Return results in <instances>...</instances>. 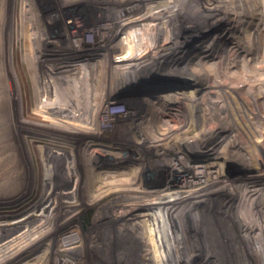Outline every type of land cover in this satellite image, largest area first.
Segmentation results:
<instances>
[{"label": "bare ground", "instance_id": "1", "mask_svg": "<svg viewBox=\"0 0 264 264\" xmlns=\"http://www.w3.org/2000/svg\"><path fill=\"white\" fill-rule=\"evenodd\" d=\"M58 1L60 4L55 11L36 23L13 21V31L34 33L32 39L15 38L12 34L14 49L20 56H25V62L29 61L27 67L34 95L47 94L50 90L54 96L57 90L66 91L69 87H78L82 95L86 92L84 100L88 102L84 101V106H81L83 102L76 104L80 109L78 125L69 126L56 120L51 106L45 107L49 110L41 113V119L33 118L38 115L34 101L31 108L25 103L9 118L7 113V116L0 113V139L20 141L21 148L26 149L25 158L34 166L35 172L43 165L46 167L44 188L51 197L42 204L48 212L61 213L64 203L65 207L74 206L75 210L80 207L82 211L94 206L89 231L77 228V236L64 235L59 240L58 226L70 224L71 218L58 222L54 230L39 238L40 243L57 244L58 237V246L56 249L53 245L50 247L46 264L53 255L59 256L58 264H91L93 258L102 254L98 244L104 241L108 231L109 264H264V188L228 183L221 176V165H203L193 155L202 148L198 139L204 143L218 139L219 132L230 135L231 131L233 137L224 155H240L251 165L260 164V156L254 161L253 151L246 150L249 149L247 143L240 140L241 137L237 138L243 131V124L236 122L233 113L238 106L224 103L223 98L233 94L232 88L230 91L223 89L221 83L215 86L200 83L190 97H185L187 102L180 111L157 105L160 97L150 93L143 96L144 87L133 94L136 106L129 107L121 97L143 83L154 84L165 69L181 71L202 47L214 45L216 38L198 44L190 42L202 35L206 26L223 25L222 13H227L231 25L239 31L249 30L250 33V41L236 43L230 49L228 60L221 57L222 63L230 66L238 56L253 55L255 39L264 30V10L251 5L250 15L245 16L236 7H228L226 12L214 5L208 7L210 0H98L100 3L89 9V19L94 22L90 25L70 17L71 12L85 7L89 0ZM160 5L163 10L151 12ZM189 20L191 27L185 25ZM88 32L97 41L96 50L84 59L79 53H82L81 40ZM49 46H58L61 52L50 54L44 48ZM193 49L196 52L192 53ZM53 57L68 65L79 64L88 76L84 80L77 71L64 73L61 64H50ZM38 70L44 75L41 74L37 81ZM68 79L72 82H67ZM198 88L204 91L199 98L195 94L200 91ZM181 97H176L177 102ZM197 99L208 106L209 112L206 111L204 117H198L201 107L198 108ZM122 105L124 109L118 110ZM28 108L30 112H27ZM110 109L116 110L113 115L108 114ZM211 120L220 122L213 123L220 125L217 131L216 127L211 131V126L210 129L206 127L197 140L190 136L199 122L203 126ZM160 125H164V131ZM115 139L114 145H102V141L113 143ZM73 141L78 142L75 150L71 149L73 144L70 142ZM64 144L69 147L61 148ZM65 155L73 156L72 165L75 162L77 167L64 176L61 167L65 159L61 162L58 158ZM102 155L109 157L108 166L97 159ZM21 161L25 169L23 156ZM16 162L15 157L2 156L0 171H11L8 166L16 167ZM16 179L5 175L0 185L3 189L10 188ZM223 197L230 200L226 202ZM2 204L15 207L7 201ZM59 205L60 209L55 208Z\"/></svg>", "mask_w": 264, "mask_h": 264}, {"label": "rangeland", "instance_id": "2", "mask_svg": "<svg viewBox=\"0 0 264 264\" xmlns=\"http://www.w3.org/2000/svg\"><path fill=\"white\" fill-rule=\"evenodd\" d=\"M210 1H212L213 3L212 2L210 3ZM210 1L208 3V7L214 5V7L216 8L223 9L224 12H226V9L228 7H230L228 9H233L234 7H236V9L238 11L241 10V12H243V15L245 16L250 15L249 12L253 8V6L264 10V0H238V1L210 0ZM99 3L100 1L98 0H89L87 3H85V7L81 6V8H78L75 11L71 12L70 17H72L73 19L75 18L78 20L85 21L87 24L90 25L94 24V22L92 21L91 23L89 19L91 13L89 9ZM59 4L60 3L58 0H0V105H2L1 106L2 109L0 108V113L1 114L7 113L8 114L7 118H9L10 115H13L14 112L16 113V111L19 110L20 107H23V105L25 106V103H27L28 107L31 108V105L34 101L35 104L38 106V115H35L36 117L33 118L41 119L42 116L41 113L43 111L49 110L48 107H47L48 109H46L45 107L51 106V108H54L53 116L57 118L56 120L65 124H69V126L76 127V125H78L77 121L79 118L78 113L80 109L76 107V104H80L83 102L81 106H84L85 105L84 101H86L85 103L88 102L87 100H84V97H86V92L84 95H82L79 93L78 87H74V88L69 87L68 90L66 91L65 90L63 91V89L57 90L54 96H51L49 92L50 90L47 92V94L45 93L42 95L40 94L34 95L33 93L34 88L30 82L31 73H29L30 71L29 68L27 67V63H29V61L25 62L26 61L25 56L24 55L20 56L19 55L20 53L14 49L16 48V45H14L15 44L13 42L14 37L12 36V34H14L15 38L23 37L27 39V37H29L30 39H32L34 33L32 31H27V32L13 31L14 27L11 28V24H13V21L17 19L20 23V20L21 22L23 21L26 22L28 20H31V22L36 23L46 18L47 16L51 15ZM222 6H224L225 8ZM163 8L164 7L160 5L157 6V8L155 7L151 12L154 13L159 10H163ZM226 14L227 13H222V17L225 21L223 25H216L214 23L215 25L211 24L208 27L206 26V28H203L204 29L203 34L199 35V37H195L190 42V44L193 42H197L198 44L200 42H206L207 40L209 41L212 40V38L214 39L216 38L217 39L216 43H218V44L216 43L214 44L216 46H214L213 44L211 46V44H209L208 46L202 47V49L199 52H197L196 55L190 58V61L188 62L189 64L187 63L188 67L183 66L181 71H175L173 69H165L164 74L160 78H158V80H156L154 84L143 83V85L137 87L135 91H132L131 93H128L121 97L124 98V102L128 104L129 107L136 106L134 105L133 94L136 92H140L139 91L140 88L144 87L145 90L143 94L145 95L143 96H147V94L150 93L152 95H155L156 97H160L157 105L158 104L165 105L166 107H169L170 110L180 111L184 106L183 104L187 102L188 98L185 97H190L195 92L196 88L200 85V83L206 82L208 83V85H212V86L213 85L215 86L217 83L218 84L221 83L223 89H228L230 91L232 88V91H234L233 94L230 96L227 95L226 96L227 98L224 97L223 100L224 103L229 102L232 107H236V106L240 107V108L236 107L235 110L233 111V113L236 114L235 116L236 122L239 125L243 124L242 125L243 131L242 133L240 132L237 135V136L240 135L237 138L241 137L240 140L247 143V148L249 149L246 150H249V152L253 151L252 152V158L254 157L253 160L254 161L258 160L260 156V159L258 161H260V164L261 162H263V164L251 165L248 162L243 161L240 155L239 156L236 155L232 157H226L224 155V153L228 148V144L232 140L231 136L233 137L231 131L229 132L230 135H224L221 132H219L220 135L218 139L213 138L212 140L210 139L202 143V141L198 138L201 136L202 132L205 130L206 127L210 129V127L212 126L210 129L211 131L214 130V127H216L215 128L216 131L218 130L220 126L219 125L220 122L217 120H211L209 121V124H207V122L203 123V126L201 125V122H199L200 125L197 124L195 128L196 129L198 128L200 130L197 129L198 130L197 131L195 129L196 133H194L195 130L193 127L194 131H191L193 133L190 136L194 140L198 139L197 141L199 143L201 142L200 144H202V148L201 149L199 148L200 149L199 153H194L193 155L197 156L199 162H201L203 165L204 164L205 165L215 164L218 166L221 165L223 167L220 170L221 176L225 180H228V183L232 182L235 186H237L236 184L239 183L244 185L246 184L247 186H251L254 188H259V187L264 188V175H261L264 174V101L262 100L264 98V95L262 94L264 92V78H263L264 77V65H263L264 64V49H263L264 30L255 39L253 55L238 56L235 59L236 61L234 63L230 64V66L229 65L226 66L225 64L222 63L221 60L222 58H225L226 60L230 58V53H231L230 49L234 47L236 43H240V41L241 44L242 43L247 44L248 41H250V37H249L250 33L248 32L249 30H246L245 32L239 31L238 27L236 28L234 27L235 25H231L229 20L230 17ZM20 17L23 18L20 19ZM86 18L89 20H86ZM262 21L264 23V18ZM99 23H103V21H99ZM191 23L192 21L189 20V24L186 22L185 25L186 26L189 25V27H191ZM81 41H83V46L81 51L82 53L79 54L82 55L84 59H86L88 57L87 54L93 53L96 50L95 43L97 41L94 40L93 34L92 33L89 34V32L86 34L85 38ZM44 48L45 50L49 51L50 54L55 53L58 55V53L61 52L60 51L61 48L58 46H49ZM193 52H196V50L193 49L192 53ZM69 54L72 55L73 53H69ZM20 57H22L23 59H20ZM53 58L54 61L51 60L50 64H56V65L61 64L62 71L64 73H76L77 71L78 73H81L83 77L81 79L84 80L88 76L86 75L87 73L82 72L79 64L68 65V63L65 61H63V63L59 62L60 59L58 57H53ZM69 59H72V57H69ZM193 70L196 71L193 72ZM38 72L39 70L35 75V80L37 81L41 77V74L44 75V73H38ZM172 73H178V74H172ZM215 76H217L218 79L215 78ZM257 78H259V80ZM67 82L71 83L72 80L68 79ZM20 90H22L23 93L20 92ZM199 90L200 91L198 93H195L198 98L204 93L202 89ZM129 94H132V96H127ZM177 96L179 97L182 96L179 102H177L176 99ZM121 97L119 96L118 98L122 99ZM253 99H254V103H253ZM200 100L201 99H197V104H200L198 105V108L201 107L199 109L201 110V113L198 117H204L205 114L209 112L207 109L208 106L205 104V102ZM235 101L236 102L239 101V102L235 103ZM247 101H250V103ZM231 102L234 103L232 104ZM30 108H28L27 112L31 111ZM123 109H124V105H122L118 110H123ZM114 111L116 110L110 109L108 114L113 115L115 113ZM203 111H205V113ZM7 114L5 115L7 116ZM253 115H255L258 118L256 119L257 120L256 121L255 120L256 117L254 116L255 117L253 119L254 124L253 121H251ZM20 120H24V119L20 118ZM249 122L252 124H250ZM213 123L215 124L219 123V124L215 125ZM160 126H162L159 127L162 128V130L163 128H165L164 125H160ZM250 130L251 132L252 131L253 132L251 133ZM248 131L250 133H248ZM243 138L246 139L243 140ZM116 141L117 140L115 139L113 140V143H109V141L105 140L102 141V145H106V147H109V145H114V142ZM19 142L20 141L17 140L2 141L0 139V158L5 155H10L12 157H15V159L17 160L16 167L15 165L8 166L9 169H11V171L8 170L5 173L0 171V184L2 182L1 179L5 175L8 176L11 175L17 178L15 185L10 188L3 189V187L0 185V200H5V201H0V241H2V243L0 244V264H46V259L48 258V255H50L49 254L50 251L49 249H51L50 247H52L53 245V247L56 249L58 246V242H59L58 237H57V244L56 243L52 244L49 243L48 241L40 243L39 238L42 237L49 230H54V227L56 226V224H58V222L61 223L71 218L72 219L69 220V222H71L70 223L71 225L68 223L66 225L63 224L58 226L57 234L59 235V240L64 235L77 236L78 235L77 228L83 232H86L87 230L89 231L90 225L94 217V209H93L94 206L90 207L88 210L85 211H82L81 208L79 207V209L77 208L76 211L74 206L72 208H68L65 207V203H64L63 204L64 208L61 210V213L59 214L53 213L51 210L48 212L44 203L42 204V202L46 201L45 199L51 197L48 190L46 191V189L44 188L46 187L45 184L46 180H45V175L43 174H44V169L46 167H44L43 165V167H39V171L35 172L36 169L34 168V166L31 164L30 161L27 160V158H25L24 154L26 153V149L21 148L22 144ZM70 143L73 144L71 148L72 150L77 149L78 142L73 141ZM192 143L194 144V141H192ZM67 144H64L61 148L67 149L69 147ZM95 145H99V144H95ZM113 148H115L114 150H117L115 146H113ZM99 150H102V148H100ZM21 156H23V159H26L25 169H23V164L21 163L22 162ZM63 159H65L64 160L65 162L61 167V171H63L62 173L65 176V173H69L70 170L72 169L76 170L75 167H77V165H75V162L73 163L74 166L72 165L71 161L73 159V156L71 155L69 156L65 155L58 158V160L61 162ZM97 159L102 164L107 166L109 165V157L102 155L100 157L98 156ZM229 191L231 192V190ZM37 193H39L40 195H37ZM223 195H227V193H224ZM53 196L54 195H52V197ZM223 200L228 202L230 199L228 197L227 198L223 197ZM6 201L12 203L13 205H15V207L8 208L7 206H4V204L2 203ZM60 207L61 205L55 208L60 209ZM43 220H47V221L43 222ZM100 232L104 233L103 231ZM98 246H100L102 254H99L96 256V258H93L94 261L92 260L91 264H109V231L107 233L105 232L104 241L100 242ZM90 255H89V260L91 259ZM58 258H59L58 255H53V259H51L47 264H58Z\"/></svg>", "mask_w": 264, "mask_h": 264}]
</instances>
